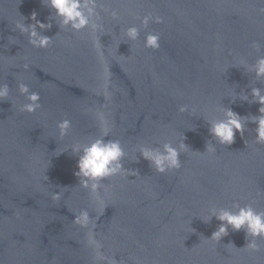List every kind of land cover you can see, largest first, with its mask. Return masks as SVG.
<instances>
[{
  "label": "water",
  "instance_id": "1",
  "mask_svg": "<svg viewBox=\"0 0 264 264\" xmlns=\"http://www.w3.org/2000/svg\"><path fill=\"white\" fill-rule=\"evenodd\" d=\"M0 264H264V0H0Z\"/></svg>",
  "mask_w": 264,
  "mask_h": 264
}]
</instances>
